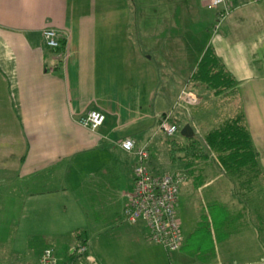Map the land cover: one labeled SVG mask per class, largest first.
Instances as JSON below:
<instances>
[{
  "label": "crops",
  "instance_id": "crops-1",
  "mask_svg": "<svg viewBox=\"0 0 264 264\" xmlns=\"http://www.w3.org/2000/svg\"><path fill=\"white\" fill-rule=\"evenodd\" d=\"M119 1L0 0V184L14 182L32 192L27 195L32 212H65L68 197L84 190L101 198L99 204L106 210L119 205L125 212L135 187L137 151L147 148V165L154 162V155L160 151V122L165 115L171 116L180 133L186 126L170 111L171 105L161 92L166 75L163 77L155 53L149 54L143 44L138 48L134 40L132 10L121 9ZM230 2L233 10L225 19L220 18L222 7L209 17H198L199 22L208 21L205 41L198 42L197 36L190 33L185 34L187 38L181 27L177 28L179 22L174 21L176 27L171 32L157 33L153 52L160 60L178 66L180 75L188 62L191 80L207 50L215 51L236 85L216 96L193 83L201 92L211 93L212 100L220 101L198 121L210 127L206 137L227 120L242 115L264 173V0ZM199 5L208 9L205 0H199ZM170 12L174 16L178 9ZM46 29L58 31L60 41L66 43L64 51L47 45ZM197 44L201 45L198 54ZM187 84L176 99L180 100L187 88L202 97L204 105L202 94L190 89L191 82ZM93 109L107 117L95 131L79 123L80 117ZM128 138L135 141L134 152L122 147ZM187 141L190 150L195 141ZM185 169L181 172L189 179L195 168L187 163ZM94 178L98 183L90 184ZM213 182L194 181L205 191V218L211 223L203 230L211 243L205 252L221 257V247L231 238L253 229L254 234L243 240L248 238L251 261L264 264V222L235 232H220L215 226L222 213L237 212L243 220L244 188L233 185L220 192L212 188ZM78 203L75 200L74 206ZM218 212L220 215H216ZM141 222L145 223L132 224ZM200 226L196 233L202 231ZM128 232L140 237L137 228ZM187 243L185 239L180 251ZM76 248L66 250L73 254ZM199 251L204 253L202 248ZM231 255L233 259L221 260L220 264L243 258L239 250Z\"/></svg>",
  "mask_w": 264,
  "mask_h": 264
},
{
  "label": "rangeland",
  "instance_id": "rangeland-1",
  "mask_svg": "<svg viewBox=\"0 0 264 264\" xmlns=\"http://www.w3.org/2000/svg\"><path fill=\"white\" fill-rule=\"evenodd\" d=\"M119 3L121 9L127 7L126 10L128 8L132 10L131 32L138 48L143 44L146 45L149 54L155 53V61L163 77L166 75L160 88L171 105L170 111L178 115L177 117H180L185 125H190L195 133L194 138L187 139L180 132L175 136H169L163 131L159 140L160 151L158 150L154 155V162L147 165L154 175L186 171L187 163L195 168L194 174L192 173L193 175L182 185L177 206L183 237L184 240L188 239V243L182 251L168 252L163 245L151 240L150 229L146 223L141 222L133 226L134 224L127 220L122 206L116 205L106 210L99 204L101 198L93 196L86 190L74 191V196L68 197V208L65 212L53 213L45 210L32 212L27 196L32 192L21 189L18 186L20 184L4 181L0 184V264H40L48 248L56 250L60 261L71 264L75 260V253L70 254V250L66 249L73 246L76 248L80 243L87 244L90 253L96 259V264H220L221 260L233 259L231 254L237 250L243 253L242 260H232L228 262L229 264L260 263L251 261L252 253L249 251L248 238L247 241L243 240L248 234H254L253 229L249 231L251 233L231 238L227 245L221 247V257L214 258L215 256L206 253L211 247L208 237L203 236L204 231L195 232L200 226L199 223L204 220L207 222L203 198L205 191L197 187L194 181L203 184L206 179L214 180L212 188L220 192L229 190L233 185L236 189L237 187L241 189L240 185L244 188L245 210L243 214L240 213L243 215V220L237 212L221 215L220 212L216 213L220 215L216 228L220 232H235L241 227L248 229L264 222V173L261 176L254 174L253 189L244 186L240 181L238 183L239 177L226 174L218 162L216 153L205 144L204 137L210 127L207 128L198 121L199 116L205 118L206 113L214 109L220 101L212 100L211 93L201 92L192 86L193 83L189 84L190 89L202 94L204 105L202 97H200L201 103L197 106L187 105L181 98L176 99L184 86L190 82L189 63L184 65L185 68L181 69L183 72L181 71L180 75L178 66L160 60L156 51L153 52L157 33L171 32V29L176 27V24L173 25L174 21L179 22L177 28L181 27L184 36L190 33L197 36L198 42L205 41L208 21L199 22L197 19L203 16L209 17L215 11L200 7L199 0H120ZM163 3L168 5L163 6ZM173 8L178 9L174 16L170 12ZM198 44L197 54L200 53L201 46ZM194 54L192 51L191 56ZM186 139L195 141L194 147L190 150L186 148L189 145ZM174 145L181 149H175ZM173 155L176 156L175 159ZM244 175L242 179L249 180L253 177V172H245ZM91 183L98 182L94 178ZM75 200L80 201L81 204L74 206ZM131 228L139 229V238L131 236L128 232ZM81 236L86 237V240L83 241ZM262 240L264 241V238ZM200 248L204 253L199 251Z\"/></svg>",
  "mask_w": 264,
  "mask_h": 264
},
{
  "label": "built area",
  "instance_id": "built-area-1",
  "mask_svg": "<svg viewBox=\"0 0 264 264\" xmlns=\"http://www.w3.org/2000/svg\"><path fill=\"white\" fill-rule=\"evenodd\" d=\"M259 2L262 0H250ZM205 5L210 10L224 8L220 18L225 19L233 10L230 0H205ZM44 37L49 47L58 49L61 46L58 31L55 29L44 30ZM181 100L186 104L197 106L201 103L200 96L187 88L181 94ZM106 114L98 109L90 110L79 119V123L91 130L100 129L106 122ZM160 129L169 136H175L180 132V127L172 122L170 115L162 117ZM122 147L128 152L136 150L133 139H126ZM138 162L135 168V187L128 206L125 208V216L131 223L144 221L150 229L151 240L172 253L180 251L184 245V237L181 220L177 212L179 196L182 184L187 180L185 173H165L154 175L147 164L150 160V152L147 148L137 151ZM75 260L71 264H96V259L85 243H80L74 250ZM40 264H60L56 250L48 248Z\"/></svg>",
  "mask_w": 264,
  "mask_h": 264
},
{
  "label": "trees",
  "instance_id": "trees-1",
  "mask_svg": "<svg viewBox=\"0 0 264 264\" xmlns=\"http://www.w3.org/2000/svg\"><path fill=\"white\" fill-rule=\"evenodd\" d=\"M65 47L66 43L62 41L58 51H64ZM190 82L203 85L216 96L231 91L236 85L233 76L221 64L215 51L210 48L198 64ZM205 142L218 156V162L226 174L239 177L240 183L253 189L254 174L261 176L263 171L258 160L259 154L254 148L251 133L242 115L227 120L220 128L207 134ZM245 172H253V177L249 180H243ZM206 220L207 222L204 220L200 224L202 231L210 227V221ZM203 236L206 235L203 234ZM81 237L83 241L86 240L85 237ZM60 264H63L62 261Z\"/></svg>",
  "mask_w": 264,
  "mask_h": 264
},
{
  "label": "water",
  "instance_id": "water-1",
  "mask_svg": "<svg viewBox=\"0 0 264 264\" xmlns=\"http://www.w3.org/2000/svg\"><path fill=\"white\" fill-rule=\"evenodd\" d=\"M182 135L186 138H192L195 136L194 130L190 125L184 126V128L181 131Z\"/></svg>",
  "mask_w": 264,
  "mask_h": 264
}]
</instances>
